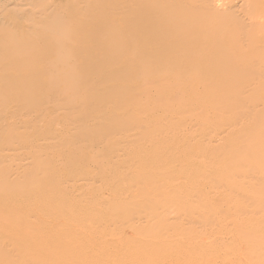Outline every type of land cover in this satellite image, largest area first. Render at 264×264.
I'll return each instance as SVG.
<instances>
[{"label": "bare ground", "instance_id": "obj_1", "mask_svg": "<svg viewBox=\"0 0 264 264\" xmlns=\"http://www.w3.org/2000/svg\"><path fill=\"white\" fill-rule=\"evenodd\" d=\"M45 1L0 0V264H264V256L246 260L264 250V238L227 243L224 236L236 229L223 233L222 216L196 220L177 207L163 218L146 213L91 226L85 219L96 197H117L131 180L144 188L124 187L137 199L126 204L153 192L170 198L147 176L161 171L167 178L166 156L189 123L140 122L138 111L151 107L158 87L178 89L184 111L207 96L202 109L213 112L205 120L229 104L231 93L237 96L235 111L214 118L195 146L219 149L230 141V150L232 137L264 125V0H85L66 7L67 14H56L62 4L41 7ZM11 7L15 25L4 14ZM40 23V33L31 34ZM197 85L194 93L186 90ZM187 96L196 99L184 102ZM35 118L45 122L41 138L21 141L19 125L32 128ZM130 162L139 168L124 169ZM216 168L264 181L263 169L244 171L221 157L210 170ZM103 214L99 202L94 216ZM230 217L249 231L251 217ZM99 229L121 236L99 244ZM233 245L246 255L220 253Z\"/></svg>", "mask_w": 264, "mask_h": 264}, {"label": "rangeland", "instance_id": "obj_2", "mask_svg": "<svg viewBox=\"0 0 264 264\" xmlns=\"http://www.w3.org/2000/svg\"><path fill=\"white\" fill-rule=\"evenodd\" d=\"M38 1L40 2V0ZM84 1L85 0H47L45 2H41V7L50 8L52 7V4H62L61 7L63 8L58 9L56 14H67L65 9L66 7L70 8L75 5H83L82 3ZM11 8L12 9L6 10L4 14L8 16L7 19L12 22V25H15L16 20L18 19V12L15 11V7ZM48 16L50 17L51 13H48ZM41 26L42 23L33 27L31 29V34L32 32L40 33L39 28ZM0 38H4V35L0 34ZM44 38L50 44H54V42H56V37H52L50 34L45 35ZM155 85V83H152V86ZM198 86L200 85L191 86L190 88H186V90L189 93H194ZM60 94L62 95V93ZM176 94H179L178 89L168 88L163 90L162 87H158L157 91L153 92L152 98L149 100V105L151 107L147 111H138V117L141 118L140 122L142 121V118L147 117L150 120V125L154 123L153 121H159L160 119L161 120L158 125H165L170 120L177 119L178 117L188 118L189 125L183 129L177 138L179 146L177 148H173L166 156V160L170 161V164L165 169L167 178L165 180L163 179V175L165 173L162 174L160 170V172L156 174L157 176H147V179L153 185H156L155 189L158 187L160 189L159 192H169L170 198L163 195L154 197L153 195L156 193L153 192L149 194L148 200L145 199L136 204H126V202H135L137 199L133 193H130L128 196L124 195V187H130L135 193L144 187L143 184H136L133 180L124 182L122 193L117 197L110 198L101 196L100 201L98 197L95 198L94 203L91 204L88 209V213L85 216L87 226H91L93 222L96 221L106 223L111 220V217H114L115 222L120 217L125 218L137 215L142 216L140 214L146 213L154 215L158 218L170 217L176 214V211H172L179 207L184 211V215L192 217L196 220L203 219V215L213 217L222 216L223 225L222 223L221 225L223 233L227 230L232 231L236 229L234 231V235H231V237H226V235L224 236V241L227 243H231L236 240L242 241L243 243L244 240L246 241L250 239L259 241L258 238H264V181H257L256 185L254 184L255 181L251 179V175H248L251 178L244 175H234L230 170L219 173L220 171L217 172V168L214 171L210 170V167L217 157H221L222 160H231L234 165L241 166L244 171H249V168L253 170H256V168L264 170V134L261 133L264 125H259L261 122L259 121L256 125H253L254 130L251 134H243L244 137H232L231 139L233 140V143L230 150L227 148L230 145V141H225L219 149L205 148L204 145L195 146V143L202 139V137L208 132V126L214 118H226L235 111L238 104L236 101L237 96H235V93H231L230 95L232 97L230 98L229 104L214 114L211 119L205 120L204 116L208 112H213L212 107L207 110L202 109V107L209 104L207 96L201 97L190 110L184 111L182 106H179L177 102L176 98L178 95ZM258 95L261 94L257 93L250 101L256 99ZM57 98L61 99L60 97ZM168 98L175 101L173 107L167 105ZM195 99L196 97L194 96H187L183 99V101L193 103ZM44 123V120L35 118L32 128H27L24 124L19 125L20 132L22 133V136L20 137L21 141H38L41 138ZM124 135L125 133L116 137L114 136L112 139H116ZM213 136H215V133H211L207 138H211ZM19 143L16 142L15 145H18ZM142 153L145 156L148 154V158L153 157V152L148 153L147 151H144ZM239 156L240 158L238 159ZM125 166L126 167H124V169L129 167L132 171L139 168V165L133 162L127 163ZM96 168L101 171L99 164L96 165ZM259 176L260 174H257V177ZM262 176L264 177V173ZM114 181L115 182H113L112 179L110 182L115 184H118L119 182L118 179H114ZM216 192H219L220 196H218ZM106 196H108V194H106ZM153 198L157 200L158 205ZM86 199L87 197H82L80 198V201L83 203ZM122 201L123 204H121ZM99 202L101 210L104 211V214L101 217H95L94 212L97 210V203ZM243 208L248 210V214L243 215L240 213V209ZM85 211L86 209L83 207V212ZM230 216L235 219L251 217L253 222L248 225L249 231H245L244 233L241 232L238 229L240 222L236 223V221ZM194 226L196 227L197 225ZM119 236L121 235L106 237V231L104 229H99L94 234V239H98L99 244L101 242L107 243L108 241L109 243H113L114 239ZM241 236L242 239H237ZM133 244L137 245L138 243L132 242L131 245ZM234 245L232 249L236 248L234 249L236 252H233L234 250L232 251L230 249L226 251L222 249L223 251L220 253H222L224 257H229L230 255L231 257H234L235 255L239 256L238 253L240 252L241 255H246L245 247L241 245L234 247ZM261 252H263V255H260ZM261 252L258 256L256 254L252 258L247 256L246 260L254 262V258L256 259L261 256V258H263L264 250ZM57 255L58 254L55 251L52 252V257H56ZM262 260L264 261V258Z\"/></svg>", "mask_w": 264, "mask_h": 264}]
</instances>
